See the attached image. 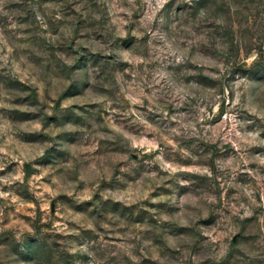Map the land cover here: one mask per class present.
Returning <instances> with one entry per match:
<instances>
[{
	"label": "clouds",
	"instance_id": "obj_1",
	"mask_svg": "<svg viewBox=\"0 0 264 264\" xmlns=\"http://www.w3.org/2000/svg\"><path fill=\"white\" fill-rule=\"evenodd\" d=\"M0 264H264V0H0Z\"/></svg>",
	"mask_w": 264,
	"mask_h": 264
}]
</instances>
